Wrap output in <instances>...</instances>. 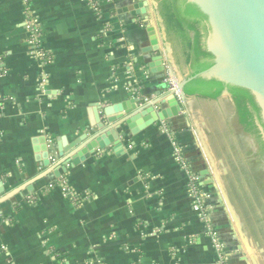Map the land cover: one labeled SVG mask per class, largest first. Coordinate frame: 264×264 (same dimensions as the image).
I'll use <instances>...</instances> for the list:
<instances>
[{"label": "crops", "instance_id": "0c3cea01", "mask_svg": "<svg viewBox=\"0 0 264 264\" xmlns=\"http://www.w3.org/2000/svg\"><path fill=\"white\" fill-rule=\"evenodd\" d=\"M135 2L29 0L43 57L26 3L0 0V264H264L262 148L229 94L188 95L158 119L171 105L166 70L177 82L188 66L172 59L154 0L123 10ZM93 109L118 141L66 162L96 130ZM137 111L154 122L131 134L118 120ZM189 173L219 250L192 210Z\"/></svg>", "mask_w": 264, "mask_h": 264}, {"label": "water", "instance_id": "95a60500", "mask_svg": "<svg viewBox=\"0 0 264 264\" xmlns=\"http://www.w3.org/2000/svg\"><path fill=\"white\" fill-rule=\"evenodd\" d=\"M189 1L207 16L209 31L205 42L206 49L213 55V63L208 68L192 76L186 75L176 82L179 99L174 92H169L167 100L171 101V105L157 112L158 119L164 120L177 115L181 110V100L188 96L184 92V85L189 80L202 76L249 90L260 108L264 122V0ZM146 4V0H136L123 10L144 13ZM154 4L156 5L155 0ZM153 48L158 50V46ZM222 94L229 93L224 90ZM92 113L95 116L91 119V124L96 125V130L84 144L80 145V139H76L64 150L69 152L65 158L66 162L76 165L88 158L96 149L103 150L118 141L119 134L114 127L116 122L109 124L106 118L101 119L98 109H93ZM140 119L141 111H137L118 121L126 124L131 134H136L154 122L152 118ZM136 120L138 124H135ZM259 128L264 133L261 125ZM120 134L124 135L123 132ZM38 148L36 146L35 150ZM43 148V163L48 164V149L45 144ZM57 172H62V169ZM234 219L236 220L235 216Z\"/></svg>", "mask_w": 264, "mask_h": 264}, {"label": "trees", "instance_id": "16d2710c", "mask_svg": "<svg viewBox=\"0 0 264 264\" xmlns=\"http://www.w3.org/2000/svg\"><path fill=\"white\" fill-rule=\"evenodd\" d=\"M156 12L165 38L173 40V49H180L181 58L188 66V76L213 63V55L206 49L205 42L209 31L207 16L195 4L189 0H157ZM224 90L228 91L233 100L238 122L258 138L264 154V141L259 128L261 125L264 132V122L260 108L249 90L202 76L195 77L184 85L187 95L208 98H218Z\"/></svg>", "mask_w": 264, "mask_h": 264}, {"label": "built area", "instance_id": "2783aa9c", "mask_svg": "<svg viewBox=\"0 0 264 264\" xmlns=\"http://www.w3.org/2000/svg\"><path fill=\"white\" fill-rule=\"evenodd\" d=\"M26 3V30L28 32V43L31 45L34 54L41 55L45 57V53L42 51L40 39L41 30L38 23V19L32 11L29 0H23ZM98 0H91L93 5H97ZM167 89L169 92H174L176 97L179 99V95L176 90V82L172 76L171 71L166 70V80ZM178 161L182 168L187 169V164L185 160L181 157L180 152L177 151ZM186 188L188 191V196L191 200L192 210L197 214L198 218L207 225L208 233L215 241V246L219 250L221 249L220 243L216 242V237L214 236V230L209 222L208 209L209 205L206 202L208 194L204 192L199 184V177L197 174L189 173L188 180L186 182Z\"/></svg>", "mask_w": 264, "mask_h": 264}, {"label": "rangeland", "instance_id": "374dc122", "mask_svg": "<svg viewBox=\"0 0 264 264\" xmlns=\"http://www.w3.org/2000/svg\"><path fill=\"white\" fill-rule=\"evenodd\" d=\"M157 2V0H155ZM166 42L172 47V45H174L173 40L169 41V39L166 37ZM173 49V47H172ZM180 50V49H179ZM177 50V47H175V49H173V53H172V59L174 60V62L181 67V69L183 68V60L181 58V51Z\"/></svg>", "mask_w": 264, "mask_h": 264}, {"label": "flooded vegetation", "instance_id": "af4514ba", "mask_svg": "<svg viewBox=\"0 0 264 264\" xmlns=\"http://www.w3.org/2000/svg\"><path fill=\"white\" fill-rule=\"evenodd\" d=\"M235 114H236V112H235ZM236 118H237V115H236ZM261 133H262V132H261ZM251 135H252L253 138H255V139H254V140H255V143L257 144V147L259 148V145H260L259 143H260V142H259L258 138H257L256 136H254L253 134H251ZM261 138H262V140L264 141V133L261 134Z\"/></svg>", "mask_w": 264, "mask_h": 264}]
</instances>
